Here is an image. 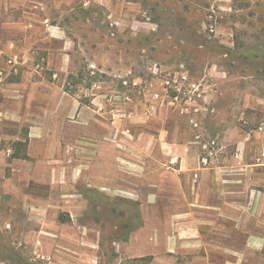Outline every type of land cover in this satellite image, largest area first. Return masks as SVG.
I'll return each mask as SVG.
<instances>
[{
	"label": "rangeland",
	"instance_id": "rangeland-1",
	"mask_svg": "<svg viewBox=\"0 0 264 264\" xmlns=\"http://www.w3.org/2000/svg\"><path fill=\"white\" fill-rule=\"evenodd\" d=\"M44 2L72 42L61 84L83 105L117 110L118 97L126 96V102L166 106L199 157L232 155L243 147L234 135L264 123V0H58V14L52 0ZM70 120L60 141L47 143L66 155L85 147L69 140ZM24 143L3 144L8 161L27 152ZM7 179L0 177V264L190 261L165 251L168 223L147 224L140 207L118 204L115 192L107 198L91 192L87 199L84 191L74 196L64 173L54 189L36 174L22 181L35 205L20 196L14 201Z\"/></svg>",
	"mask_w": 264,
	"mask_h": 264
},
{
	"label": "crops",
	"instance_id": "crops-1",
	"mask_svg": "<svg viewBox=\"0 0 264 264\" xmlns=\"http://www.w3.org/2000/svg\"><path fill=\"white\" fill-rule=\"evenodd\" d=\"M52 2L61 13L58 0ZM46 7L44 0H0V177L8 176L5 186L14 201L20 196L37 204L25 193L28 176L44 174L45 188L54 189L56 176L64 173L74 196L84 191L87 199L91 192L107 198L115 192L118 204L139 206L147 224L168 223L165 251L177 260L190 256L181 264H264V123L236 133L243 147L232 155L225 151L204 164L166 106L83 105L61 84L72 42ZM13 55L26 62L16 72L7 62ZM66 118L69 140L85 144L79 153L66 155L47 144L60 141ZM9 141L28 143L13 163L3 146Z\"/></svg>",
	"mask_w": 264,
	"mask_h": 264
},
{
	"label": "built area",
	"instance_id": "built-area-1",
	"mask_svg": "<svg viewBox=\"0 0 264 264\" xmlns=\"http://www.w3.org/2000/svg\"><path fill=\"white\" fill-rule=\"evenodd\" d=\"M215 30H216V25H215V23H213V25H210V31L215 32ZM7 62H8V65L10 66L12 72H16L18 69V66H20L23 63H26L24 61V59L19 55L11 56ZM3 76H4V72H1V74H0L1 80H3ZM124 84L127 85V82L125 81ZM118 98L122 101H124V100L127 101V99H128L126 96L124 98H121V97H118ZM204 147L206 148L207 146L205 145ZM212 155H213V152L210 151L208 156L203 157L202 162L204 164H208L210 162V158Z\"/></svg>",
	"mask_w": 264,
	"mask_h": 264
}]
</instances>
